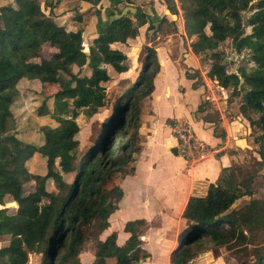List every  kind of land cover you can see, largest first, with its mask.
Instances as JSON below:
<instances>
[{
	"label": "trees",
	"instance_id": "obj_1",
	"mask_svg": "<svg viewBox=\"0 0 264 264\" xmlns=\"http://www.w3.org/2000/svg\"><path fill=\"white\" fill-rule=\"evenodd\" d=\"M107 1L108 9L132 7L140 14L132 0ZM178 2L185 34L193 39V54L201 63L208 62L207 77L231 101L238 99L239 115L247 121L257 151L249 166L232 163L204 196L189 197L182 215L189 232L170 253V264H187L211 248L249 246L260 251L254 264H264V199L254 197L253 188L254 178L264 172V0ZM41 4V0H17L16 8L0 7V239L9 240L0 248V264H24L16 263L15 257L26 262L30 255H41V264H81L80 255L86 250L93 254L91 264L144 263L150 253L143 249L142 219L124 225L129 238L123 246L117 245L115 233L104 240L100 235L109 227L113 203L122 197L118 186L106 185L133 172L134 155L140 151L141 104L154 91L160 70L156 51L145 46L142 69L131 87L127 79L119 81L125 90L115 96L112 110L120 106V115L109 114L114 120L109 128L80 154L76 119L81 111L92 116L105 107L103 84L111 80L106 67L118 74L129 70L127 56L112 45L135 39L138 27L128 16L111 24L99 21L97 36L85 52L82 30L67 31L51 17L52 6L44 3L49 8L45 15ZM167 10L177 14L173 0H167ZM246 11L251 13L246 19L249 34L243 25ZM227 41L252 63L240 67L238 75L223 64L225 53L220 48ZM45 45L55 50L50 58L42 55ZM86 66L90 73L82 76ZM73 67L79 71L74 73ZM186 77L194 76L186 73ZM23 79H44L59 88L50 97L52 106L45 98L38 111V117L47 116L57 124L41 126L38 143L20 139L14 130L11 107ZM36 155L45 160L44 175L27 170L26 163ZM65 176H71L70 181ZM28 183L30 192L25 189ZM245 197L250 200L234 207ZM6 198L16 206L12 213L5 207Z\"/></svg>",
	"mask_w": 264,
	"mask_h": 264
},
{
	"label": "crops",
	"instance_id": "obj_2",
	"mask_svg": "<svg viewBox=\"0 0 264 264\" xmlns=\"http://www.w3.org/2000/svg\"><path fill=\"white\" fill-rule=\"evenodd\" d=\"M160 12L165 20H169L161 28L167 27L178 16L171 14L166 5ZM179 17L182 20L180 13ZM180 23L185 35L184 21ZM172 34V31H168L165 36L161 35L155 47L160 70L153 81L154 91L142 102L143 109L141 104L138 131L140 151L134 155L136 160L132 166L133 172H127L125 176L113 180L116 184L113 186L121 189L122 197L113 203L115 207L108 219L109 227L100 235V239L104 240L115 233L117 245L123 246L129 238V234L124 232V225L129 221L142 219L145 222L141 237L143 249L149 253V246L163 249L168 253L167 262L172 249L176 248L180 240L179 227L185 221L182 215L189 197L204 196L208 186L216 183L221 173L230 168L233 162L240 161L244 151L251 149L248 143L249 127L241 116L236 114L227 118L221 114L218 105L213 106L219 110V113H214L219 115L215 120L208 119L210 113L205 107L202 112H197L198 107L207 102L206 90L204 85H197L194 79L187 78L186 73L198 70L200 61L190 47L181 62L180 55L173 61L168 54ZM126 74L127 72L119 75ZM208 79H204L206 87L211 85L222 95L226 94L222 88L214 85V81ZM219 119L220 131L217 133L216 124ZM175 121H186L193 128L196 137L216 151L206 160L194 165L188 174L185 160L177 154L176 140L169 130L170 124ZM34 158L42 160L38 155ZM139 159L143 160L141 180L137 177ZM64 178L68 182L71 176ZM8 241L2 243L1 238L0 248L2 244L7 246ZM87 254L80 256H87V264H91L93 257Z\"/></svg>",
	"mask_w": 264,
	"mask_h": 264
},
{
	"label": "rangeland",
	"instance_id": "obj_3",
	"mask_svg": "<svg viewBox=\"0 0 264 264\" xmlns=\"http://www.w3.org/2000/svg\"><path fill=\"white\" fill-rule=\"evenodd\" d=\"M41 1V9L45 15H49V8H45L44 3L52 6L51 17L56 21L58 25L63 26L67 31H76L78 29L82 30L85 52H88V48L92 45L93 39L97 36V23L99 21H101L102 23H107L108 18L111 15L106 13V9L109 8V2L107 0H94L93 4L82 2L79 0ZM173 1L175 2L178 16L174 21L168 23L167 27L161 28L162 25L164 27L165 23L169 22V20H165V18L162 17V14L160 12V9L163 8V6H167V0H132V6L136 7L140 11V14L132 15L129 13L127 16L137 25L139 34L135 39L129 40L125 44L112 45L113 49H118L127 56L129 70L127 71V74L125 76H122L114 72V70L109 66L106 67L111 80L108 83L103 84L106 89L105 107L100 109L97 114L92 116H88L86 115V113L81 111L76 119L80 131L75 138L79 141L80 154H82L92 144L97 142L100 133L106 129L107 125L109 128V124L114 121L110 120V117L107 116L109 114L110 116L112 114L117 115L120 106H118L115 110H112V104L116 99L115 96L121 94L125 90V85L120 86L118 83L121 79H127V86L131 87V85L137 79L142 69L143 61L145 58V46L153 47L156 50L155 47L157 43H159L161 35L165 36L168 31H172L173 29H175V32L171 37L172 45L170 47V51H168V54L170 55L171 59H173V61H176L180 55L181 62V58L184 59V56L188 53V48H191L193 39H189L186 34L184 35L182 33L180 21H184L183 13L178 0ZM3 6H12L13 8H16L17 0H0V7ZM118 10H122V7L119 6ZM179 13L182 17V20H179L181 19L179 17ZM250 14L251 13L249 11L242 13L243 25L246 34L250 33V28L247 27L246 24V19ZM78 17L81 19L77 20ZM206 33H208V31ZM161 42H163V40H161ZM220 49L225 53L223 64L227 66L229 72L235 73L240 67L252 66V63L248 62L247 59H245L243 56L237 55L233 51L232 46L228 41L225 42ZM54 52L55 50L53 48H50L49 45H45L42 55L44 58H50ZM199 61L200 68L198 70H191L189 74H191V76H194L193 79L196 81L197 85H204L205 87V99L207 100V102L204 107L206 111L210 113V117H208V119H216L218 114L216 115L214 113H219V110H216L213 106L217 105L221 110V114H223V116L227 118L234 117L236 114L239 115L238 99H233L231 101L227 92L225 96L215 88L211 87V85H208V87H206V85L204 84V79H208L207 72L209 65L208 62L201 63L200 58ZM78 71L79 70L76 67H73L74 73H77ZM89 71V68L86 66L81 70L80 73L82 76H88L90 73ZM17 89L18 96L16 97L13 106L11 107L16 125L14 130L17 137H19L20 139L38 143L39 129L41 126L57 125L49 117H38L37 115L40 107L43 104V99H49L48 102H46V105H48L49 107L52 106V99L50 97L59 91L58 85L44 79H23L18 82ZM119 115L120 114L118 113V116ZM240 116L241 115H239V117ZM198 117H200V115H198ZM220 119L218 121V124H216L217 133L220 131H218V129H220ZM242 119V121L245 120L244 118ZM245 122L247 123V121ZM248 143L251 149L244 151L241 155L242 159L240 161H237L239 163L245 162V165L247 166H249V163L254 157L253 155H255L257 151V147L252 143L251 137L249 138ZM233 163H236V161ZM26 165L27 170L30 172L40 173L42 175H44L46 172V164L44 159L40 160L33 158L29 162V164L26 163ZM132 166H134V163H132ZM137 171V177L141 180L143 178L142 159H139L137 163ZM113 185H116L114 181L111 183L109 182L106 185V188L110 189ZM31 188L32 186L29 183L25 185L26 192H30L32 190ZM253 188L254 193L256 194L254 197H260L261 199H264V172H261V174L254 178ZM248 200H250L249 197L242 198L241 200L236 202L234 207H240L244 205V203H246V201ZM5 202L7 204L5 207L9 208V212L12 213L14 211V208L16 207L15 204L11 202L9 198H6ZM7 241L8 238H2V243ZM3 245L4 244H2V247H4ZM149 248H151L149 250L150 258L144 261L143 264H170V260L169 262H167L168 253L164 252L163 249H158V247L156 248L154 246H149ZM84 253H88L87 255L93 257V254L89 250H86ZM151 253L153 255H151ZM259 256L260 251H258L257 248L251 246H249L247 249H226L224 247H218L211 248L194 258L193 264H254L257 260L256 257ZM86 259L87 256H80L81 264H87ZM15 262H21L24 264H41L42 258L41 255H30L27 258L26 262H24V258H22L21 256H16Z\"/></svg>",
	"mask_w": 264,
	"mask_h": 264
},
{
	"label": "built area",
	"instance_id": "obj_4",
	"mask_svg": "<svg viewBox=\"0 0 264 264\" xmlns=\"http://www.w3.org/2000/svg\"><path fill=\"white\" fill-rule=\"evenodd\" d=\"M214 85L216 86L217 82L214 81ZM169 130L171 136L176 140L177 154L185 160L187 174L194 165L206 160L216 152L196 137L193 128L186 121L173 122L170 124ZM193 262L194 259L187 264H193Z\"/></svg>",
	"mask_w": 264,
	"mask_h": 264
},
{
	"label": "water",
	"instance_id": "obj_5",
	"mask_svg": "<svg viewBox=\"0 0 264 264\" xmlns=\"http://www.w3.org/2000/svg\"><path fill=\"white\" fill-rule=\"evenodd\" d=\"M106 13H112V15L109 16L108 18V24L113 23L115 20L121 19L125 16L128 15V13L134 15L136 13V9L132 8V7H125L123 8L121 11H118L117 9H106ZM234 74L238 75V71L235 72ZM188 226L186 221H184L181 226L179 227V238L181 240V238L185 237L188 234ZM180 242V241H179ZM178 242V244H179ZM178 246V245H177ZM138 264H142V263H138Z\"/></svg>",
	"mask_w": 264,
	"mask_h": 264
},
{
	"label": "bare ground",
	"instance_id": "obj_6",
	"mask_svg": "<svg viewBox=\"0 0 264 264\" xmlns=\"http://www.w3.org/2000/svg\"><path fill=\"white\" fill-rule=\"evenodd\" d=\"M107 117H108V116H107ZM107 117H106V118H107Z\"/></svg>",
	"mask_w": 264,
	"mask_h": 264
}]
</instances>
